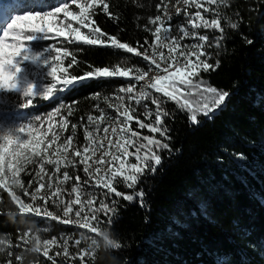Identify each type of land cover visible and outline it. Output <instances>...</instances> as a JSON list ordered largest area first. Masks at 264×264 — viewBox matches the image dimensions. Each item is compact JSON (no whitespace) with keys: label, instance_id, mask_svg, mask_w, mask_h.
<instances>
[{"label":"trees","instance_id":"obj_1","mask_svg":"<svg viewBox=\"0 0 264 264\" xmlns=\"http://www.w3.org/2000/svg\"><path fill=\"white\" fill-rule=\"evenodd\" d=\"M105 2L109 4V13L94 9L90 16L92 27H99L137 50H142L140 45L145 40L153 42L145 26L152 27L149 18L162 16L164 0ZM158 4L163 7L157 9ZM180 9L179 14L176 11L171 15L175 28L185 23L188 11H196L184 5ZM220 12L239 27L232 29L222 21L224 47L208 49L212 54L209 62L214 64L219 59V67L202 72L201 76L212 87L228 92L229 97L210 116L199 115L195 125L185 111L165 98V107L171 113L165 123L170 129L173 151L160 152L162 164L156 173L146 174L137 186L145 193L143 207L138 202L113 197L119 205L110 228L122 248L110 252L101 243L90 250L87 264H264V0H228V6L221 7ZM201 32L210 37L220 34L203 29ZM89 36H93L90 31ZM58 46L69 52L62 61L66 71H60L58 77L71 80L76 76L77 80L71 85L50 79L43 82L45 91L41 95L26 97L33 103L26 111L34 115L60 108L69 124H78L96 102L114 97L118 88L130 80L136 83L137 90L141 87L142 81L133 80L134 72L129 77L85 81L79 78L96 67L118 64L147 71L148 62L142 56L83 41L69 43L62 39ZM52 85L56 86L53 95L44 97ZM61 88L64 90L59 91ZM9 113L14 114L13 110ZM140 118L145 119L143 115ZM132 126L136 127L134 120ZM142 131L148 134L146 129ZM79 174L84 176L82 168ZM118 190L132 191L122 184ZM29 219L38 223H25L24 214L0 189V239L16 240L26 230L47 224L52 228L43 232L47 238L86 231L56 221L45 223L43 217L29 215ZM101 219L106 221L107 217L101 214ZM85 246L82 243L79 248ZM55 250L53 246L49 255ZM77 251V246L70 244L72 256L56 257L57 264H82L75 256ZM29 254L33 261L52 264L42 254Z\"/></svg>","mask_w":264,"mask_h":264},{"label":"snow or ice","instance_id":"obj_2","mask_svg":"<svg viewBox=\"0 0 264 264\" xmlns=\"http://www.w3.org/2000/svg\"><path fill=\"white\" fill-rule=\"evenodd\" d=\"M72 2L80 9L79 14L69 11V5L65 3L62 7H56L54 12L29 11L11 18V23L7 24L3 34L0 35V90L11 91L18 87V73L21 69L16 61L17 57L26 51L23 44L25 31L44 33L42 38L49 39L47 33L54 29L51 25L43 26V22L61 12L65 17L77 21L81 27H89L93 36L82 35L79 28H72L70 24L64 28H56V35L67 39L74 33L75 40L83 41L87 45L109 46L114 50L131 53L135 57L142 56L143 60L148 62L147 71L138 66L123 67L119 64L111 68L96 67L80 77L81 81L90 78L129 77L130 73L134 72L135 82L143 81L145 78L147 82L139 90L132 80L119 87L114 104L110 102L112 97H105L116 115H111L96 105L100 115H88L84 135L86 143L83 145H74L77 127L75 124L72 125L73 134L64 137L63 142L51 152L49 149L52 145L61 141L60 134L53 133L52 139L46 143L47 132L37 135L39 127L32 121L22 126L15 134H0V189L7 192L11 202L18 206L19 213L24 214V222L34 225L38 223L30 220V215L45 218V223L56 221L62 225H74L77 229L86 230L71 234L63 233L61 237L43 238L41 235L43 232L52 230L51 224H47L44 228L29 229L20 236L22 243L16 245L23 248L20 254L0 247V253L6 257H14L7 259L4 264H16V262L24 264L25 253H42L52 261V264H57L56 257L72 256L69 252L70 244L77 246L78 251L75 256L82 264H87L86 258L92 254L90 250L99 247L101 243L110 252L120 250L122 243L110 228L118 214L119 205V201L113 197L128 202H138L143 207L145 193L143 188L137 186L146 174L156 173L157 168L162 164L160 152L173 151L169 143L170 129L165 123L166 118L171 116L165 107L167 102L165 98L175 102L178 110L185 111L190 122L195 125L199 123V115L210 116L220 109L229 97L228 92L212 87L201 76L202 72L214 71L219 67V59L214 64L209 62L212 54L208 49L214 47L219 50L224 47L225 29L222 21L232 29L239 27L238 23L232 22L220 12L221 7L228 6V0H182L186 8H194L196 11L186 13L185 23L176 26L178 33L176 35H173V26L169 23L171 17L156 15L149 18L152 27L146 25L145 31L151 33L153 42L150 44L145 40L144 44L140 45L142 50H137V47L121 42L118 37L102 32L99 27L91 26L94 22L90 16L94 9L100 8L104 13H109V4L105 0H90V2L86 0L84 3H81V0H72ZM177 2L179 3V0ZM162 7L163 4L157 5V9ZM176 11L179 14L182 9L177 8ZM17 28L21 30L17 31ZM202 29L220 34L210 37L202 34ZM5 38H10L11 42ZM27 39H34V35L27 36ZM189 40L191 43L186 42ZM69 43L72 41L69 40ZM163 49H167V52ZM52 50L56 52L52 59L57 61H62V56L69 55L67 51L61 54L55 45ZM23 59L27 60L29 56L25 55ZM32 59L35 60L36 57ZM72 62L75 63L74 55ZM153 65H155L154 69ZM57 71L58 68L52 66L50 75L61 84L71 85L77 80L76 76H72L71 80L58 77ZM59 71L66 69L60 68ZM150 72H155V75H149ZM55 88L56 86L52 85L43 96L46 98L52 96ZM63 90V88L59 89V91ZM157 93L161 95L158 96ZM32 95L36 94L31 86L24 89L23 96ZM31 103L32 101L29 100L22 106L27 108ZM149 105H154L155 108ZM61 107L65 106L62 104ZM138 108L143 110L142 115L145 119L142 120L138 115ZM59 112L60 108H57L56 112L50 113L49 120ZM68 115H72L70 108ZM133 120L135 128L132 126ZM67 127L68 122L62 121L61 129ZM25 129H28V138L22 139L19 133L24 132ZM145 129L148 134L143 133L142 130ZM109 133L115 139H109L105 145L101 141L107 139ZM98 134L102 135L98 136ZM101 149H103L102 154L93 159ZM240 158L244 159L243 156ZM29 165H36L39 170H30ZM46 165H51L53 171H49ZM81 165L86 179H82L79 174ZM69 169L72 170L71 173ZM31 172H34L35 177L38 178L35 187L31 180L26 184L21 179V173L31 174ZM73 181L74 183H71ZM121 184L132 191L121 192L118 190ZM17 189L22 190V195L29 197L32 202L22 199ZM42 191L44 195L39 196V199L43 203H34ZM50 205L55 209L54 211L49 210ZM101 214L107 217L106 221L101 219ZM33 232L35 234H32ZM82 243L86 246L79 248ZM3 244L5 241L0 240V245ZM53 246L56 250L53 255H49ZM112 259L115 262L114 256Z\"/></svg>","mask_w":264,"mask_h":264},{"label":"rangeland","instance_id":"obj_3","mask_svg":"<svg viewBox=\"0 0 264 264\" xmlns=\"http://www.w3.org/2000/svg\"><path fill=\"white\" fill-rule=\"evenodd\" d=\"M84 2H86V0H81V3ZM87 2H90V0H87ZM164 2H165V7L162 16H164L165 18L171 17L172 14L176 13L177 8L183 6L182 0H179V3L177 2V0H164ZM65 3H68L69 11H72L76 14L80 13V9L76 6L75 3L72 2V0H54L52 2L48 0H0V35L3 34V30L6 29L8 23H11V18L14 17L15 15L29 11L33 13H35L36 11L54 12L56 7H62ZM33 23H35V21H33ZM169 23L171 24V19ZM69 24L72 26V28H79L82 35H89V31H90L89 27H81V25L77 21L71 19L70 17H65L63 12L56 14L55 16L49 18V20L43 22V26L47 27L48 25H51L54 29V31L47 33L49 39L42 38V35L44 33H32L29 31H25V39L23 41V44L26 51L22 52L21 56L17 57V61H16L17 66L21 69V71L18 73V87L17 89L11 91L0 90V134H4V133L15 134L22 126L28 125L32 121L33 124L39 127V133H37V135L47 132V140L45 141L46 143L52 139L53 133L60 134L61 141H58L56 144H53L52 148L49 149V152L57 148L59 144L63 142L64 137L73 134V129H72L73 124H69L68 119L64 116L62 110H60V112L57 115H55L54 117H52L51 120H49V114L56 112L57 108L43 112L41 114L34 115L31 111H26V108L22 106L23 104L27 103L30 100L25 96H23V91L27 87L31 86L35 94L41 95V93L45 91L43 82H46L49 79L54 82H58L56 79L51 77L50 70L52 66L57 67L58 68L57 76H59V72H60L59 69L62 68L63 56H62V61H57L55 59H52L56 55V52L53 51L52 49H53V45H55V47L58 48L62 54L64 50L58 45L62 43V39H66V38L63 36L56 35L55 29L64 28L66 25ZM16 30L19 31L21 29L17 28ZM176 34H178L177 29L173 26V35ZM29 35H34V39L28 40L27 36ZM5 39L11 42L10 38H5ZM66 40L68 42L69 40L77 41L74 39V33L72 35H69ZM186 42L191 43L190 40ZM163 51L167 52V49H163ZM25 55L29 56V59L27 60L23 59ZM32 57H36V59L33 60ZM46 61H49V63H46ZM152 67L154 69L155 65H153ZM149 75H155V72H150ZM146 82H147V78H145V80L142 81L141 86ZM110 102L113 104L116 102L115 95L114 97H112V100ZM31 105H33V103L29 104L28 107H30ZM96 105H99L100 109H103L104 111L110 113L111 115H116L114 109L109 107V101H106L105 98L101 99V101L99 102H96L93 108L89 110L88 115L89 114L93 116L100 115V111L97 110ZM10 110H13L14 114L11 115L9 113ZM142 112H143L142 109L139 108L137 109L138 115H142ZM87 117L83 121H80L78 124H75L77 127L75 129L74 145L77 144L83 145L84 143H86L84 141V135L86 131L85 125H87L88 123ZM62 121L68 122V127L66 129H61ZM32 131H36V129H32ZM27 133H28V129H25V131L19 133V135L22 137V139H24V138H28ZM76 134H78V136ZM99 135L102 134H98V136ZM109 139H115V138H113L109 133L108 138L102 140L101 142L107 145ZM112 151L114 152L115 149H113ZM102 152L103 149L97 151L96 156H94L93 159L99 157L102 154ZM45 167L49 171H53L51 165H46ZM28 168L30 170L35 169V171L39 170L38 166L36 165H29ZM80 168H83V165H81ZM69 171L70 173L72 172L71 169H69ZM81 177L82 179H86V177L84 176ZM21 179L26 184L29 180H31L33 183V187L37 186L38 178L35 177L34 172H31V174L21 173ZM45 180H47V177H45ZM71 183H74V181ZM67 186L68 185H66V187ZM17 193L20 194L21 197L26 202H32L30 201L29 197H24L22 195V190L17 189ZM42 195H44L43 191L38 194V199L34 203L42 204L43 201L39 199V196ZM65 199H67V194H65ZM49 210L54 211L55 209L50 205ZM37 227L43 228L40 225ZM32 234L35 233L33 232ZM21 235L17 236L16 240H11L9 238L0 239L5 241V244L0 245V247H4L5 249L12 251L13 253L20 254L23 251V248L16 247V245L22 243L20 241ZM41 235L43 238H47L46 234L42 233ZM25 256L26 259L24 261V264H44L36 260L33 261L32 256L29 253H25ZM9 258L14 259V257H6L3 253H0V264H4V262ZM16 264H19V262H16Z\"/></svg>","mask_w":264,"mask_h":264}]
</instances>
